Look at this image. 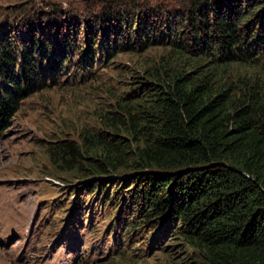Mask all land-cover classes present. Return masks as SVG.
<instances>
[{
  "label": "trees",
  "instance_id": "16d2710c",
  "mask_svg": "<svg viewBox=\"0 0 264 264\" xmlns=\"http://www.w3.org/2000/svg\"><path fill=\"white\" fill-rule=\"evenodd\" d=\"M112 2L98 17L113 28L99 34L92 25L84 37L79 26L62 32L56 21L54 30L14 35L16 43L2 37L0 130L22 99L89 74L95 57L112 68L123 53L165 48L131 75L135 87L101 128L56 153L62 161L77 152L84 187L119 210L110 234L123 222L127 243L147 229L140 244L150 233L151 247L183 242L196 264H264V0H178L170 15L181 20L160 32L159 11ZM76 197L62 210L72 205L71 218L81 207Z\"/></svg>",
  "mask_w": 264,
  "mask_h": 264
},
{
  "label": "rangeland",
  "instance_id": "374dc122",
  "mask_svg": "<svg viewBox=\"0 0 264 264\" xmlns=\"http://www.w3.org/2000/svg\"><path fill=\"white\" fill-rule=\"evenodd\" d=\"M130 1L145 3L160 12L154 16L159 22L158 31L162 24L177 27L181 20L182 15H170L178 8V0ZM112 5V0H0V61L8 45L2 37L16 43L14 35L27 34L32 27L43 26L51 31L56 27L51 23L57 21L62 32H73L79 26L81 37L89 25L98 34L105 25L113 28L115 22L102 23L98 17ZM179 28L185 38L191 39L186 24ZM164 49L123 53L112 68L104 67L101 60L97 66L95 57L88 66L89 74L78 73L64 85L49 86L21 100L7 127L0 130V264L197 263L194 252L183 242L176 244L165 238L151 247L150 233L140 244L147 229L133 235L129 243L123 240V222L110 234V224L119 210L112 211L105 202H97L96 193L91 196L84 187L79 165L75 164L85 160L77 152L62 153V161L56 153L59 145L79 144L87 130L101 128L103 120L119 110V104L135 87L131 75L156 62ZM71 65L65 67V72ZM3 80L0 72V83ZM53 157L60 166L53 163ZM76 189L78 194L72 197ZM76 196L80 197L81 207L71 218L72 205L68 213L62 210L68 201H76ZM128 215L122 214L123 219ZM134 244L137 246L132 252L139 257L130 251Z\"/></svg>",
  "mask_w": 264,
  "mask_h": 264
}]
</instances>
